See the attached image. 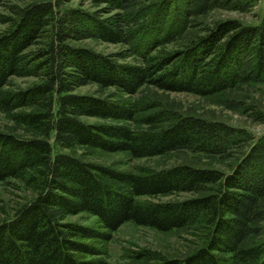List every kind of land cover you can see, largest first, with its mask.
<instances>
[{
	"label": "trees",
	"instance_id": "obj_1",
	"mask_svg": "<svg viewBox=\"0 0 264 264\" xmlns=\"http://www.w3.org/2000/svg\"><path fill=\"white\" fill-rule=\"evenodd\" d=\"M6 1L0 0V6ZM91 1L103 7L60 10L62 0L30 3L0 34V110L45 136L22 138L0 132V181L21 179L37 193L0 223V264H112L103 257L102 244L126 222L164 232L189 226L207 232L206 244L182 259L136 252L145 264H264V243L242 245L259 231L253 223L264 219L260 208L264 134L229 173L189 164L124 171L54 153L50 141L54 135L63 148L87 145L127 151L134 158L178 150L230 156L251 139L245 129L199 116L171 115L152 103L74 90L94 82L134 95L149 84L208 96L238 85L264 84V13L257 24L218 21L181 48L166 50L162 46L185 35L191 16L228 0H164L153 3V16L147 12L153 5H144V0ZM173 7L175 15L169 18ZM47 34L45 48L28 51ZM86 38L126 48L104 54L68 43ZM134 55L140 63L120 62ZM12 76L44 77L12 91L5 89ZM23 107L37 108L17 111ZM81 116L112 122L89 123ZM124 121L150 128L134 129ZM176 192L196 196L180 201L139 200ZM82 212L95 215L98 225L65 221L68 215Z\"/></svg>",
	"mask_w": 264,
	"mask_h": 264
},
{
	"label": "rangeland",
	"instance_id": "obj_2",
	"mask_svg": "<svg viewBox=\"0 0 264 264\" xmlns=\"http://www.w3.org/2000/svg\"><path fill=\"white\" fill-rule=\"evenodd\" d=\"M42 0H8L0 6V34L6 32L16 13L26 5ZM164 0H144V5H153ZM180 3V2H179ZM237 4L245 8L235 7ZM179 5V4H178ZM175 6V5H174ZM82 7L89 11H95L103 7L91 0H62L60 10L64 8ZM156 11V4L151 6L147 12L151 16ZM264 13V0H256L245 3L241 0H228L221 7H214L203 14H195L188 19V28L185 35L176 42L162 46L166 50L181 48L190 39L205 34L208 27L227 19H237L243 24H257ZM174 7L170 10V17L174 16ZM150 18V16L148 17ZM49 41L48 34L31 46L28 51L32 52L39 48H45ZM68 43L74 46L86 47L104 54H113L123 51L126 47L119 43H109L97 38H86L82 40L69 39ZM120 62L140 63L138 56H128L120 59ZM41 73H44L42 70ZM44 76H12L5 89L16 91L28 88L43 80ZM77 94H90L100 97L113 96L114 98H125L141 103H152L155 109L167 111L169 114L193 115L209 120L223 121L236 128L245 129L251 139L239 144L230 156L209 155L194 153L189 150L173 151L165 155L152 157L134 158L127 151L110 152L100 148L80 145L75 148H63L55 143L54 135L50 141L54 153H67L78 157L83 161L110 165L124 171L138 172L145 169L160 170L181 164H189L200 168L219 169L225 173L231 172L240 158L248 151L252 143L264 134V84H245L228 88L222 92L201 96L189 92H175L159 89L153 85H144L134 95L122 94L115 86L102 87L98 83H89L77 87ZM37 107H23L17 111H31ZM81 119L89 123L112 122L99 117L81 116ZM114 123V122H113ZM123 123L134 129H149L150 126L139 125L135 122L124 121ZM164 124H162L163 126ZM0 132L12 133L22 138H44L40 131L16 122L12 114L0 110ZM37 193L17 178H9L0 181V223L12 218L21 206L30 202ZM196 196L190 192H176L167 195L142 196L140 201H180ZM260 208L264 209V197L260 200ZM65 221L75 222L87 226H97L98 218L87 212L76 215H68ZM253 226L258 232L252 234L243 242V246H251L264 243V219L257 220ZM207 241V232L198 226H189L181 229L164 232L155 228L137 225L134 222L124 223L114 232L113 238L103 243L106 251L103 257L112 264H145L142 259H137L135 253L138 251H149L159 253L168 258H185ZM88 258H91L88 256Z\"/></svg>",
	"mask_w": 264,
	"mask_h": 264
}]
</instances>
